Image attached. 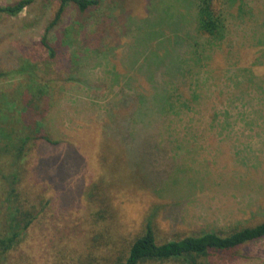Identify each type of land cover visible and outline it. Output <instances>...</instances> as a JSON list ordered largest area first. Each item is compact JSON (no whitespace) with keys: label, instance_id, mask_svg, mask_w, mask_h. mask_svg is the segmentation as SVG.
Returning <instances> with one entry per match:
<instances>
[{"label":"rangeland","instance_id":"rangeland-1","mask_svg":"<svg viewBox=\"0 0 264 264\" xmlns=\"http://www.w3.org/2000/svg\"><path fill=\"white\" fill-rule=\"evenodd\" d=\"M179 1L100 0L84 12L71 3L50 30L59 0H37L17 17L0 15V94L18 95L22 118L38 126L20 163L0 159V235L24 225L23 212L33 216L0 264H117L151 215L159 243L264 221V53H257L264 0H246L244 18L232 15L235 9L227 13L229 35L221 47L210 50L206 38H198L200 45L189 38L184 57H200L206 47V65L199 61L191 73L171 79L163 68L155 83L141 70L148 57L142 52L148 48L152 58L156 45L169 48L172 28L164 13L180 21L188 0ZM186 21L182 28L195 35L189 15ZM47 33L55 57L41 42ZM166 83L180 114L153 109L128 127L131 138L141 134L142 142L147 135L159 146L147 147L151 158L139 144L127 150L112 140V130L122 138L117 121L139 105L125 107V99L137 92L154 104V88ZM40 88L46 91L37 106H26ZM14 172L17 194L7 196L4 178ZM202 261L264 264V238L212 251Z\"/></svg>","mask_w":264,"mask_h":264},{"label":"trees","instance_id":"trees-1","mask_svg":"<svg viewBox=\"0 0 264 264\" xmlns=\"http://www.w3.org/2000/svg\"><path fill=\"white\" fill-rule=\"evenodd\" d=\"M37 0H18L14 3L0 6V15L17 17L19 16L27 7L34 4ZM60 7L56 13L55 18L50 23L48 30L55 27L61 20L63 14L65 13L67 7L74 3L79 7V10L84 12L100 4V0H59ZM180 3L179 0H176ZM187 2V1H186ZM187 13L180 12L179 18L180 21H171L174 17V12L164 13L166 25L172 28L171 35L169 34L170 44L169 48L166 49V46L156 45L155 56L150 57L151 54L145 49L143 54H146L147 61L144 63L143 71H147L151 74V79L155 83L156 75L158 71H163L164 73H170V79L177 77L179 74L185 76L187 73H191L194 65L198 64L200 61L201 68L206 65L207 56H204L206 51L203 48V55L197 57H191L186 59L183 55L182 48L185 43L189 42V38H193L196 41V44L200 45L199 39L206 38L207 43L210 45V50H213L214 47H221L227 36L229 35L228 29V16L227 13L231 12V9L235 11L232 12V15L241 18L246 17L250 11L247 6L246 0H188ZM173 11L174 8H168V10ZM168 15V17H167ZM187 15L191 17V21L195 25V35L189 30L187 32L182 28L184 22H187ZM184 31V32H183ZM45 48L50 52L51 57L56 56V49L49 39L48 33L44 35L41 40ZM260 50L259 52L264 53V37L259 40L257 44ZM166 49V50H165ZM197 53V52H195ZM142 54V55H143ZM196 55V54H195ZM141 55H138L132 59V63L135 62V59L140 60ZM132 58V57H131ZM134 61V62H133ZM136 62V63H137ZM4 75L3 72L0 73V76ZM31 75V74H30ZM117 77H121L120 74L116 73ZM33 77V75H31ZM128 82V81H127ZM29 84V83H28ZM23 85V84H22ZM203 85V82L200 80V87ZM25 85H23L24 87ZM171 85L166 83V86L163 85L157 86L153 95L154 104H152V98L145 95L134 92L125 99V107H129L132 104H139L137 110L133 114L127 115L125 118L118 120L117 130L122 131V138H118V135L112 130V140H116L124 149H129L130 147L143 146L146 148L148 157L151 158L152 152H148L149 148H157L158 145H153L149 139V136H145L143 141L138 140L141 134H137L131 138L130 136V126L136 117H149L151 111L156 109L159 113L165 114H180L179 110V99H172L173 93ZM177 86L174 90H177ZM46 89L40 88L39 93H33L34 97L29 101V104L26 106L35 107L37 106L36 101L40 100L45 93ZM43 92V93H42ZM141 96V97H140ZM195 96H200L196 94ZM16 95L15 100H7L8 95L5 93L0 94V159L6 157L13 161V163H20L23 158L26 156L27 152L31 150V147L34 141L38 138V126L35 128L32 124L25 122L21 114L24 103L23 100L18 98ZM192 100V99H191ZM191 100L186 101L184 104L189 106ZM191 101V102H190ZM34 104V105H33ZM153 105V108H150ZM27 108V107H26ZM156 110L154 111L156 113ZM11 114H10V113ZM15 116V120H14ZM39 125V124H38ZM129 127V128H128ZM147 129V128H146ZM149 129H147L148 131ZM129 131V132H128ZM129 137L131 140H129ZM43 138L52 141L49 136H43ZM139 141V143H138ZM139 144V145H138ZM119 147V146H118ZM120 147V148H121ZM129 158V154H128ZM129 160H133L129 158ZM17 167V166H16ZM16 169V168H15ZM136 176H141L139 170L136 171ZM8 189L7 196H14L16 192V183L18 182V172H14L9 175H5V178ZM22 221L26 222L24 225L21 222H18V225L15 226V230L12 233H6L2 236L0 235V254L10 252L20 241L21 234L30 226L33 220L31 212H23ZM264 238V221L253 226L244 227L238 229L229 234H221L215 231H208L200 235H190L180 239H172L159 243L157 240L155 226L153 221V216L151 215L146 222L143 233H141L132 243L129 254L126 258H121L117 264H146L149 262H166L170 260H176L181 264H206L202 261L203 258L208 257L212 251H230L234 250L242 245L251 243Z\"/></svg>","mask_w":264,"mask_h":264}]
</instances>
